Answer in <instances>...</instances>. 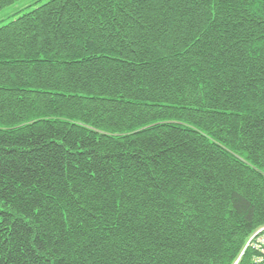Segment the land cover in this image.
Here are the masks:
<instances>
[{"label": "trees", "instance_id": "1", "mask_svg": "<svg viewBox=\"0 0 264 264\" xmlns=\"http://www.w3.org/2000/svg\"><path fill=\"white\" fill-rule=\"evenodd\" d=\"M41 1L0 20V264H264V0Z\"/></svg>", "mask_w": 264, "mask_h": 264}, {"label": "rangeland", "instance_id": "2", "mask_svg": "<svg viewBox=\"0 0 264 264\" xmlns=\"http://www.w3.org/2000/svg\"><path fill=\"white\" fill-rule=\"evenodd\" d=\"M36 1H40V0H19L17 2H14L13 4L9 5L8 7L0 10V20L4 19L8 15H11L12 13L16 12L17 10H22L24 8H27L28 6H31ZM42 2H45V0H42L41 2L37 3L36 7L41 5ZM34 7H35V5L32 6V8H34ZM5 23L6 22L1 23L0 25H3Z\"/></svg>", "mask_w": 264, "mask_h": 264}, {"label": "built area", "instance_id": "3", "mask_svg": "<svg viewBox=\"0 0 264 264\" xmlns=\"http://www.w3.org/2000/svg\"><path fill=\"white\" fill-rule=\"evenodd\" d=\"M262 232V230L258 231L252 238L251 240H255V243H254V247L257 249V250H262L264 249V236L262 237H258L259 234ZM257 239V241H256ZM262 253L264 254V250H262Z\"/></svg>", "mask_w": 264, "mask_h": 264}]
</instances>
